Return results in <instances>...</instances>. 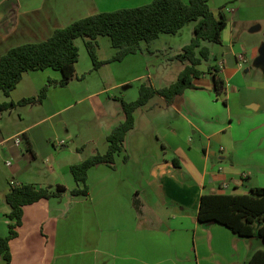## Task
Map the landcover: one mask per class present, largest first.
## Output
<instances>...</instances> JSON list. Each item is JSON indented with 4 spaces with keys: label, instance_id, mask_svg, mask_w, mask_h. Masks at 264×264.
<instances>
[{
    "label": "crops",
    "instance_id": "1",
    "mask_svg": "<svg viewBox=\"0 0 264 264\" xmlns=\"http://www.w3.org/2000/svg\"><path fill=\"white\" fill-rule=\"evenodd\" d=\"M151 1L0 0V58L76 20ZM263 2H209L216 18L223 9L227 26L220 46L228 50L207 69L197 67L204 75L193 80L196 89L172 103L154 96L134 112V127L114 168L88 170L85 198L68 193L77 188L70 167L106 153L107 136L124 120L119 99L138 97L141 84L134 88L132 83L146 79L162 88L139 61L141 51L111 62L107 80L101 76L92 86L82 77L65 87L51 86L41 103L0 115V238L12 223L4 200L11 187L68 190L23 208L21 225L8 243L10 264H248L255 252L264 251L258 237H239L222 225L198 221L202 196H239L264 188V105L239 98L248 88L239 63L248 62L235 46L238 27L249 25L250 33L262 29ZM259 50L261 61L255 63L264 74V43ZM212 66L224 81L220 96L207 73ZM48 80L59 82L61 74L51 69L25 73L3 102L37 97ZM262 225L256 222L255 231ZM0 264H5L2 256Z\"/></svg>",
    "mask_w": 264,
    "mask_h": 264
},
{
    "label": "trees",
    "instance_id": "2",
    "mask_svg": "<svg viewBox=\"0 0 264 264\" xmlns=\"http://www.w3.org/2000/svg\"><path fill=\"white\" fill-rule=\"evenodd\" d=\"M210 1L152 0L149 4L137 8L95 14L55 30L42 42L14 47L0 58V93L5 98H9L10 92L16 88L25 73L51 69L61 74L59 82L48 80L37 97L26 98L18 103L11 101L0 103L1 115L17 106L41 103L51 86L65 87L74 80H80L82 77H78L75 70L79 59V50L75 42L79 38L85 39L84 45L93 70H97L107 63L97 60V41L100 37H107L111 48L115 50V55L108 62H119L128 55L140 52L141 42L150 44L161 34L176 35L188 23L195 24L189 44L174 57L175 60L185 63L177 80L160 89L143 83L138 89L135 101L125 102L119 99L124 120L107 136L106 153L92 155L69 169L77 188L69 192L60 185L53 189L30 184L10 188L4 200L9 207L6 218L12 223L8 225V235L0 238V256L5 264H10L8 243L16 236L15 230L21 225L25 206L41 200L59 198L67 192L75 197H87L88 170L100 165L114 168L115 158L122 151L125 137L134 127V112L138 108L146 105L154 96H160L168 103H172L175 98L183 95L184 91L196 89L193 80L204 75L197 67L211 58V52L204 43L221 45L222 32L227 26L223 9L219 10L216 18L209 7ZM207 73L212 76L213 92L220 96L224 91V81L218 76V67H209ZM126 159L127 157H124V160ZM198 221L219 224L239 237H258L264 243V225L255 231L256 222L264 223V188L251 189L248 194L239 196H202ZM248 264H264V251L255 252Z\"/></svg>",
    "mask_w": 264,
    "mask_h": 264
},
{
    "label": "rangeland",
    "instance_id": "3",
    "mask_svg": "<svg viewBox=\"0 0 264 264\" xmlns=\"http://www.w3.org/2000/svg\"><path fill=\"white\" fill-rule=\"evenodd\" d=\"M215 6L212 4L213 11L215 14L218 12V9H214ZM264 6V2L262 3ZM220 9V7H219ZM263 17V16H262ZM262 29L260 31L250 33V27L247 25L240 26L236 30H239L238 37L235 39V46H238L239 54H244L247 58V64H244L243 61L239 63V67L242 68L241 75L243 74L245 81L247 82L248 88L245 89V92L240 94V99H250V100H260L264 105V74L260 70V65L255 63V61H261L258 59L260 56V46L264 43V24L260 25ZM193 27L194 22L188 23L184 26L183 29L176 35L161 34L158 40L146 44L144 42L140 43L141 52L137 55L139 61H145L147 74L152 77L155 86L166 87L174 83L180 72L183 70L185 63H181L178 60H175L174 57L182 52L184 46L188 45L192 36H193ZM84 38H79L76 40L75 44L79 50V59L78 67L83 72L81 77H84L85 80L91 85H95L97 79L101 76L107 80V74H110L109 64L115 51L111 48L110 41L107 37L98 38V49H97V60L106 61L97 71H93L91 59L86 51L84 45ZM206 45L212 57L202 63V69H207L208 66H211L214 63V57L220 58L222 53L226 52L228 49L225 46H220L216 44L204 43ZM240 60H243L244 57H240ZM144 63V64H145ZM144 64L141 66V71L143 70ZM250 68V71L246 72ZM91 71V73H90ZM91 76L92 78H89ZM115 80L113 78L114 84ZM149 84L145 79L140 82L132 83V87H138L140 84ZM120 91V90H119ZM121 92V91H120ZM110 96L113 93H109ZM5 100V97L0 93V103Z\"/></svg>",
    "mask_w": 264,
    "mask_h": 264
},
{
    "label": "built area",
    "instance_id": "4",
    "mask_svg": "<svg viewBox=\"0 0 264 264\" xmlns=\"http://www.w3.org/2000/svg\"><path fill=\"white\" fill-rule=\"evenodd\" d=\"M16 144H18V141H16Z\"/></svg>",
    "mask_w": 264,
    "mask_h": 264
}]
</instances>
